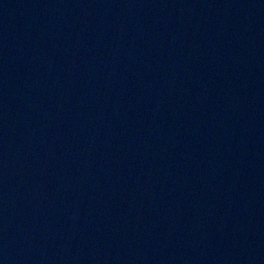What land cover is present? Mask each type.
I'll list each match as a JSON object with an SVG mask.
<instances>
[{"label": "water", "instance_id": "water-1", "mask_svg": "<svg viewBox=\"0 0 264 264\" xmlns=\"http://www.w3.org/2000/svg\"><path fill=\"white\" fill-rule=\"evenodd\" d=\"M0 264H264V0H0Z\"/></svg>", "mask_w": 264, "mask_h": 264}]
</instances>
